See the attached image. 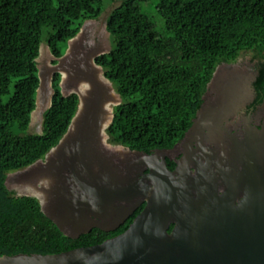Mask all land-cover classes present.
I'll use <instances>...</instances> for the list:
<instances>
[{
	"label": "trees",
	"instance_id": "16d2710c",
	"mask_svg": "<svg viewBox=\"0 0 264 264\" xmlns=\"http://www.w3.org/2000/svg\"><path fill=\"white\" fill-rule=\"evenodd\" d=\"M103 13L110 49L95 62L120 97L108 142L144 153L172 148L191 126L216 67L243 53H253L255 103L263 102L264 0H0V255L59 253L108 236L99 229L64 235L38 199L5 183L59 142L77 110L78 96H64L55 73L42 131L28 132L40 46L62 56L84 22Z\"/></svg>",
	"mask_w": 264,
	"mask_h": 264
},
{
	"label": "water",
	"instance_id": "95a60500",
	"mask_svg": "<svg viewBox=\"0 0 264 264\" xmlns=\"http://www.w3.org/2000/svg\"><path fill=\"white\" fill-rule=\"evenodd\" d=\"M85 22L68 41L66 53L54 57L56 62L48 71L52 78L60 74L64 96H78L76 113L59 142L26 167L41 164L38 175L45 187L23 195L38 199L45 216L73 239L93 227L114 230L142 199L146 204L124 232L100 243L53 254L0 255V264H264V165H259L264 162V147L257 141L259 135L249 133L241 140L232 136L234 145L221 147L216 164L242 163V176L229 166H218L214 173L201 162L192 174L189 163L193 158L188 155L172 171L163 160L161 165H146L150 171L142 174L144 179H137L141 170L134 176L124 175L109 164L104 148L113 106L120 103L95 62L104 52L83 51L73 44ZM230 64L216 67L206 90L213 97L205 99L204 94L184 135V139L189 135V145L201 140L205 130H220L228 116L245 103V97H251L255 75ZM38 75L33 112L45 79L40 68ZM10 174L5 182L9 190ZM220 186L224 188L221 193ZM171 223L174 226L168 232Z\"/></svg>",
	"mask_w": 264,
	"mask_h": 264
},
{
	"label": "flooded vegetation",
	"instance_id": "af4514ba",
	"mask_svg": "<svg viewBox=\"0 0 264 264\" xmlns=\"http://www.w3.org/2000/svg\"><path fill=\"white\" fill-rule=\"evenodd\" d=\"M251 74L255 75L256 77L257 73L256 71H254L251 72ZM209 94L210 91L208 90V92L205 94V99L211 98ZM255 98L256 96L253 88L251 97H245V103L239 106L233 114L228 116L227 120L223 122L220 130H205L204 134L201 137V140H193L191 145L188 144V135L186 139H184V137L181 138L177 143L174 144L172 148L155 149L149 153L141 152V154L136 153L135 150L128 149L127 147H124L122 145L112 144L108 142L107 139V144H104V148L107 150V156L111 160V163L109 164L116 166V168H118L124 175L130 174L134 176L138 171L141 170L142 173L139 172L137 179H144L142 177V174H146L150 171L146 165H161L164 160V165H166L167 168L172 171L179 164V161L182 159V157L188 155L193 158V160L189 163L192 174H196L197 167L200 168V165L198 164L199 162H201L203 163V165H206L207 168L209 165V168H211L214 173L216 172L218 166H221L223 168L229 166L233 171H236L237 176H242L244 166L242 163H237L235 165H217L216 162H218L221 157V147L230 148L234 145L232 136H235L238 140H241L244 139L245 136L250 135L249 133H251L252 135L257 134L259 135L257 141H259V143L262 144V147H264V136L262 135L264 133V110L262 111L261 108V106L264 105V99L261 104H257L255 103ZM240 112H244L245 115L241 116L240 118L238 116L237 118L236 116ZM232 120L234 122V125L231 124ZM199 142H201V145L199 144ZM118 148L124 149L119 150ZM144 154H149L147 156V160L141 161ZM262 155V157L264 158V153H262ZM40 165L41 164L34 165L30 168L25 167L20 169L23 171L19 172V170H17L14 171V173L12 172L13 174L11 176L9 175L8 181L9 179H11L13 183L19 188V192H16L17 195L18 193L23 191H32V188L34 189V191H37L38 189L40 190L45 187V184L40 181L42 177L38 175V172H40L39 170L41 168ZM131 165L139 166H137V168H131ZM259 165H264V162L260 163ZM67 172H65V175L67 174ZM219 182L221 183L222 181L219 180ZM223 189L224 188L220 186L218 188V192H223ZM240 198H242V194L240 195ZM121 204L125 205L124 202ZM145 204L146 199H142L139 205L133 210L132 214H130L128 218H126L114 230L103 231L99 229L108 235L106 238H104V240L124 232L132 223L134 218L141 212ZM105 226L109 227L106 224ZM173 226L174 224L171 223L169 228L167 229L168 232H171ZM95 229L98 228L93 227L89 230V232L82 233L77 238H79L81 235L89 234Z\"/></svg>",
	"mask_w": 264,
	"mask_h": 264
},
{
	"label": "rangeland",
	"instance_id": "374dc122",
	"mask_svg": "<svg viewBox=\"0 0 264 264\" xmlns=\"http://www.w3.org/2000/svg\"><path fill=\"white\" fill-rule=\"evenodd\" d=\"M106 13H103L99 18L97 19H90L85 22V26L83 28L82 33L76 38L75 42L73 43L75 47L78 49H82L83 51H89V50H98V52H108L110 49V42H109V33L106 30V24H105V18ZM68 49V43L67 46L63 48V55L66 53ZM40 52L38 61V67L41 69V72L45 73V79L44 84L42 86V89L39 93L38 98V107L36 112H33L31 114V121L29 124L28 132L31 133H41L42 131V120H43V111L47 108L48 105L51 103V98L53 95V89L51 86L52 82V75L48 72L50 67L55 63V58L50 52L49 46L46 43H42L40 46ZM253 53H243L241 54L238 59L230 64V67H236L239 69L240 72L250 74L251 72H254V61ZM46 72H48L46 74ZM61 80V79H60ZM66 92V91H65ZM210 97H213V93L210 92ZM116 99L119 97L118 95H115ZM118 101V100H116ZM262 111L264 110V105L261 106ZM35 110V109H34ZM244 112H240L236 117L239 118L241 116H244ZM264 118V117H263ZM231 124L234 125L233 120L231 121ZM119 150L124 148H118ZM23 171V170H19ZM14 173V172H13ZM11 173L10 176L13 174ZM8 187L17 192L19 188L13 183L11 179L7 181ZM19 192V191H18ZM27 193L25 191L20 192V194ZM19 194V193H18Z\"/></svg>",
	"mask_w": 264,
	"mask_h": 264
},
{
	"label": "bare ground",
	"instance_id": "6f19581e",
	"mask_svg": "<svg viewBox=\"0 0 264 264\" xmlns=\"http://www.w3.org/2000/svg\"><path fill=\"white\" fill-rule=\"evenodd\" d=\"M98 79H100V80H102V81H105L104 79H103V77L102 76H98ZM240 94H241V89L237 92V97H239L240 96ZM29 189V188H28ZM32 191H25V192H28V193H35V191H34V189L32 188L31 189Z\"/></svg>",
	"mask_w": 264,
	"mask_h": 264
},
{
	"label": "clouds",
	"instance_id": "9594fccd",
	"mask_svg": "<svg viewBox=\"0 0 264 264\" xmlns=\"http://www.w3.org/2000/svg\"><path fill=\"white\" fill-rule=\"evenodd\" d=\"M12 173V172H11Z\"/></svg>",
	"mask_w": 264,
	"mask_h": 264
}]
</instances>
